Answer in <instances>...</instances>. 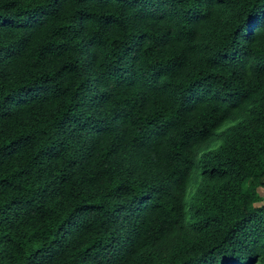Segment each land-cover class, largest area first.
Here are the masks:
<instances>
[{
    "label": "trees",
    "instance_id": "obj_1",
    "mask_svg": "<svg viewBox=\"0 0 264 264\" xmlns=\"http://www.w3.org/2000/svg\"><path fill=\"white\" fill-rule=\"evenodd\" d=\"M259 188L264 0H0V264H264Z\"/></svg>",
    "mask_w": 264,
    "mask_h": 264
},
{
    "label": "rangeland",
    "instance_id": "obj_2",
    "mask_svg": "<svg viewBox=\"0 0 264 264\" xmlns=\"http://www.w3.org/2000/svg\"><path fill=\"white\" fill-rule=\"evenodd\" d=\"M259 193L264 197V188H259ZM260 203H262V202H260Z\"/></svg>",
    "mask_w": 264,
    "mask_h": 264
}]
</instances>
